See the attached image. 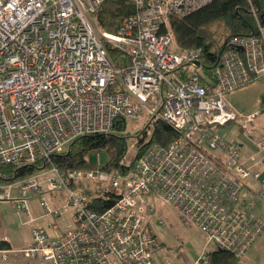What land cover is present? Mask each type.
Listing matches in <instances>:
<instances>
[{
	"label": "built area",
	"instance_id": "1",
	"mask_svg": "<svg viewBox=\"0 0 264 264\" xmlns=\"http://www.w3.org/2000/svg\"><path fill=\"white\" fill-rule=\"evenodd\" d=\"M104 1L0 0V166L49 163L78 137L114 133L119 122L125 135L127 121L142 115L146 121L142 144L135 140L120 161L131 164L127 174L105 171L93 151L85 169L48 166L2 184L1 196L12 207L30 218L25 195L37 196L48 218L45 227L31 230L22 250L25 264H157L153 255L160 244L145 223L154 201L175 210L207 242L243 256L264 232L254 214L255 199L264 198V178L244 164L241 145L218 129L238 122L250 137L259 112H236L226 95L264 85L263 27L258 24L256 35L225 40L210 86L189 71L203 68L201 48L172 49L169 20L211 0H130L134 13L117 34L97 29L95 14ZM106 45L127 64L116 65ZM158 121L176 133L165 147L147 144ZM93 153L96 164L90 165ZM250 179L259 180L258 189L250 191ZM44 194L64 202L51 206ZM103 203L108 207L99 209ZM66 213L72 227L59 233L53 220ZM0 259L7 261V251ZM193 264H208L206 253Z\"/></svg>",
	"mask_w": 264,
	"mask_h": 264
},
{
	"label": "trees",
	"instance_id": "2",
	"mask_svg": "<svg viewBox=\"0 0 264 264\" xmlns=\"http://www.w3.org/2000/svg\"><path fill=\"white\" fill-rule=\"evenodd\" d=\"M130 0H105L95 14L98 29L110 34H117L122 20L133 14ZM258 24L264 29V0H211L204 7L183 17H171L170 30L174 37L172 49L185 51L201 48L200 63L205 70L206 82L213 86L211 69L220 54L223 43L232 36H250L258 33ZM213 25H217L213 27ZM109 56L116 65L127 64V59L120 52L106 45ZM124 125L119 122L114 133L85 135L73 140L61 153L53 154L50 162L40 161L26 166H0L1 184H11L27 178L48 166L61 171L87 168L85 157L93 151H104L107 161L102 168L107 172L127 174V168L120 164L127 150V142L132 136L123 135ZM146 130L136 132L137 144H142ZM176 138V133L167 124L158 121L154 124L147 144L156 143L165 147ZM146 144V145H147ZM109 203L97 205L107 208ZM8 242L0 239V251L9 250ZM208 264H239L231 252L217 247L206 253Z\"/></svg>",
	"mask_w": 264,
	"mask_h": 264
},
{
	"label": "rangeland",
	"instance_id": "3",
	"mask_svg": "<svg viewBox=\"0 0 264 264\" xmlns=\"http://www.w3.org/2000/svg\"><path fill=\"white\" fill-rule=\"evenodd\" d=\"M216 26L213 25V27ZM98 31L104 32L99 29ZM189 71L205 76V70L203 68H190ZM235 123L230 122L229 125L219 128V133L223 135L225 131L231 132L236 127ZM145 125L144 115L138 120L126 122L127 132L125 135L132 136L127 142V149L130 144L135 143L136 132L146 129L144 128ZM149 134L150 131H148ZM97 153L100 165H104L107 161L106 153L104 151H98ZM133 154V149H129L127 155L132 157ZM89 162L90 165L96 164V155L94 153L90 155ZM1 186L3 185L0 182ZM17 197V192L13 187L10 198L15 199ZM25 197H28L27 204L31 220L23 211H18L12 207L9 201L4 200L0 192V233L8 235L14 248L24 247L31 239V230L34 227H45L48 220V218L43 216V212L38 205L37 196L29 197L26 194ZM44 197L46 202L51 206L54 202L56 206L64 202L62 196L58 197L56 195L44 194ZM152 208L153 210L146 216L145 223L148 231L153 233L160 244L159 250L153 255L157 264H193L202 252L207 253L217 248L214 243L207 242L205 236L196 227L185 222L171 207L161 201H154ZM158 221H161L162 224H159ZM53 222L57 224L59 233L64 232L66 229L72 227L71 214L66 213L61 218L53 220ZM17 256V253H9L7 261L0 260V264H18L16 262ZM162 258L166 260V263L161 262ZM238 263L246 264L245 256H240Z\"/></svg>",
	"mask_w": 264,
	"mask_h": 264
},
{
	"label": "crops",
	"instance_id": "4",
	"mask_svg": "<svg viewBox=\"0 0 264 264\" xmlns=\"http://www.w3.org/2000/svg\"><path fill=\"white\" fill-rule=\"evenodd\" d=\"M226 101L228 105L238 113L249 114L257 111L259 112L258 116L249 126L250 137L240 132L238 122L235 123L236 127L231 132L225 131L223 136L227 141H234L241 145L244 164L251 172L257 173L259 175V180H261L264 178V85L261 83H254L242 87L235 92L227 94ZM250 157L254 159L251 160ZM259 180L250 179L248 181V188L250 191L258 189ZM246 194L248 197H251L250 193L247 192ZM255 202L254 214L264 223V198L255 199ZM52 205H56V203L54 202ZM48 232L52 236L55 235L52 231ZM0 239L8 242L10 245V249L6 250L7 256L9 253H17L18 258L16 262H18V264L23 262V264H25V262H27L22 250L30 245L31 239L21 248H14L11 239L5 233H0ZM243 256H245L246 264H264V232L253 242L250 249ZM161 262L166 263V260L162 258Z\"/></svg>",
	"mask_w": 264,
	"mask_h": 264
},
{
	"label": "water",
	"instance_id": "5",
	"mask_svg": "<svg viewBox=\"0 0 264 264\" xmlns=\"http://www.w3.org/2000/svg\"><path fill=\"white\" fill-rule=\"evenodd\" d=\"M194 64H195L196 66H199V62H195Z\"/></svg>",
	"mask_w": 264,
	"mask_h": 264
}]
</instances>
